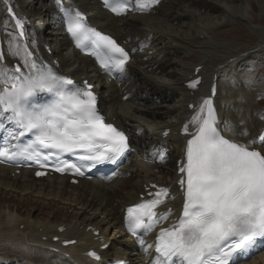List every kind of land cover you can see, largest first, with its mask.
Instances as JSON below:
<instances>
[{"label":"bare ground","instance_id":"1","mask_svg":"<svg viewBox=\"0 0 264 264\" xmlns=\"http://www.w3.org/2000/svg\"><path fill=\"white\" fill-rule=\"evenodd\" d=\"M39 1L45 6L34 14L28 9L26 0H1L5 22L0 28V41L3 43L0 91L10 87L17 77L21 78V73L16 71L18 67L25 74L43 68L76 77L80 81L85 79L101 94V105L109 119L129 131L135 150L117 176L106 182L80 179L75 185L65 176L36 178L33 170L22 169L17 174L14 168L0 164V187L54 198L81 210L74 221L57 222L53 216L32 218L19 210L0 209V240L5 239L6 235L17 234L15 236L22 239H31H26L30 244L46 247L47 253L42 261L36 263L32 260L30 264H106L108 259L123 256L134 264H147L152 236L146 238L143 247H138L124 233L123 211L128 205L140 201L146 187L156 182L160 185L173 184V198L159 211L160 216L167 217L165 224L175 222L182 215L176 170L168 178L157 163L163 140L169 139L176 144L177 157L186 154L188 137L180 134L179 130L182 124L195 126L193 117L198 113L192 112L190 103L201 105L205 99H211L217 129L224 136L242 144L255 140L252 148L260 144L258 135L264 130V121L258 118L264 112L255 109L256 101L250 92L253 83L250 60L264 55L261 53L264 50V37L253 46L235 50L230 45L216 42L213 30L228 18L246 22L253 31L263 35L264 25L253 23L254 16L249 12L253 0H166L149 13L134 11L119 19L101 9L96 0H70L72 8L93 12L94 22L101 24V28L120 39L131 41L133 55L126 68L125 79L120 84H114L101 74L89 58L72 47L66 29L59 21L61 7L56 0ZM257 1L263 8L264 0ZM13 13L26 23L24 39L12 23L10 16ZM197 37L200 38L199 42H196ZM164 46L169 48V55L174 54L170 67L159 68L153 58L144 60L150 54L148 50L157 51ZM197 52L204 56L200 63L192 61L194 56H201ZM180 53H183V57L178 59ZM33 65L36 67L33 68ZM199 65L201 69L198 75L202 76L203 81L197 89H190L187 82L196 76L195 68ZM213 86L216 93L214 98L211 97ZM166 130L169 133L164 137ZM241 132L246 134L240 135ZM131 177L135 178L134 182H130V188H126L125 184ZM84 214L90 216L84 217ZM62 225L64 229L60 231ZM110 231L113 235L108 237ZM55 238L58 240L55 241ZM71 239L77 242L69 246L63 244ZM107 242H111L108 249L100 250ZM50 247L58 251L50 250ZM90 249L98 250L103 260H90L86 253ZM256 250L258 257L245 255L238 264H264V247ZM61 256V259H57ZM152 261L151 258L149 263ZM15 262L28 264L18 258Z\"/></svg>","mask_w":264,"mask_h":264},{"label":"snow or ice","instance_id":"2","mask_svg":"<svg viewBox=\"0 0 264 264\" xmlns=\"http://www.w3.org/2000/svg\"><path fill=\"white\" fill-rule=\"evenodd\" d=\"M158 2L135 0V6L147 11ZM103 3L119 14L128 10L130 0ZM67 19L78 46L86 36L91 37L95 47L109 53L103 58L98 56L100 62L109 71H123L128 60L124 48L110 36L87 27L80 11L73 14L69 10ZM16 24L23 28L21 20L17 19ZM197 83L193 81L190 87L195 88ZM40 92L53 93L54 99L45 104L33 103L30 98ZM4 113H10L7 119L22 130L21 135L31 133L34 141L17 145V152L4 146L0 148V158L23 154L38 157L35 145L48 149L49 155L83 150L84 159L99 163L128 149L127 136L112 124H105L99 115L90 86L81 88L51 69L40 68L23 78L17 77L10 87L0 91V114ZM216 120L212 100L205 99L193 117L196 132L187 141L186 162L179 168L183 174L180 184L185 189L183 215L173 227L161 229L155 249L158 257L153 264H230L234 254L254 248L257 239L264 238V154L252 148L255 140L242 144L225 138L218 131ZM184 131H188V125ZM259 138L264 142V134ZM66 167L83 175L75 164ZM167 195L168 189L161 188L155 199L128 209V230L132 235L136 236L138 229L147 232L153 228V218L157 216L154 209ZM139 243L144 245L145 241L139 239Z\"/></svg>","mask_w":264,"mask_h":264},{"label":"rangeland","instance_id":"3","mask_svg":"<svg viewBox=\"0 0 264 264\" xmlns=\"http://www.w3.org/2000/svg\"><path fill=\"white\" fill-rule=\"evenodd\" d=\"M26 3L28 5V9L34 14L39 13V11L45 6V3H42L39 0H26ZM249 12L252 17L254 16V25H264V7L262 8L257 0L252 1V7L249 8ZM4 22V7L2 6V2L0 0V28H2ZM213 37L219 44L230 45L231 47L235 48V50H242L246 49L249 46L257 44L264 37V35L253 31L249 27V24L246 22L239 21L235 18H228L225 23H222L214 28ZM199 41L200 38L197 37L196 42ZM168 51L169 48L167 46H164L161 49L157 50V52H154L153 55H151V58H153V62L157 64L159 68L165 69L172 65L173 61L171 60V58L174 57V54L169 55ZM197 53L201 54L202 57L200 55L194 56L192 61L194 60L196 63H200L203 61L204 56L201 52ZM261 53H264V50H262ZM182 57L183 53H180L177 58L181 59ZM257 59L259 60H251V67L253 69H251L250 71L253 73V85L251 84L252 90H250V92L252 91L253 98L256 101L255 109L258 108V110L261 111L262 109H264V87L262 88V85L264 84V55H262L261 57H257ZM167 149L169 150V158L166 165L162 166V170L163 174H166L165 176L171 178L174 172L173 154L175 148L174 146L169 145L167 146ZM134 179L135 178L131 177L125 184V187L130 188V182H134ZM56 200L57 199L54 198L48 199L45 197L37 196L32 193L24 194L19 191L13 192L0 187V209L11 208L13 211L19 210V212H21L22 214H27V216H31L32 218H45V216H53V218H55L57 222H72L81 213V210H76L74 208H71L66 203ZM89 216L90 214H84V217ZM6 218L7 217H5V219ZM99 218L101 219L102 216H100ZM111 232L112 231L108 233V237H111L113 235V232ZM15 235H4L5 239H3V237L0 240V261L5 262L4 264H18L15 262L16 258H18L19 261L28 262V264H30V261L32 260L36 261V263H40L44 258L45 253H47V248L42 247V245L39 246L36 244H30L26 239L32 241L31 239L26 237V239H22ZM61 258L62 257H59L57 259Z\"/></svg>","mask_w":264,"mask_h":264}]
</instances>
